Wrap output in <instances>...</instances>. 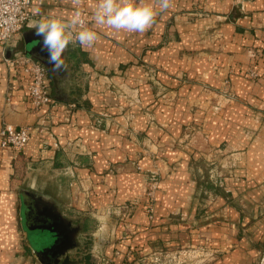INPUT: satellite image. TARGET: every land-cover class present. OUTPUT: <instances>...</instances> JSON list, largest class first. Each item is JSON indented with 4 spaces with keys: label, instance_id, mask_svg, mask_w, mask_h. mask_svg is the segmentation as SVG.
Segmentation results:
<instances>
[{
    "label": "crops",
    "instance_id": "0c3cea01",
    "mask_svg": "<svg viewBox=\"0 0 264 264\" xmlns=\"http://www.w3.org/2000/svg\"><path fill=\"white\" fill-rule=\"evenodd\" d=\"M97 2L82 0L88 27H93ZM75 10L72 0L31 4L32 21L68 18ZM94 30L99 40L92 47L70 44L60 72L52 71L43 38L28 25L8 46L0 45V131L6 125L30 131L22 150L0 147V264H45L39 257L41 246L23 223L24 193L41 196L78 224L77 244L65 253L79 264L96 260L92 252L80 251L85 236L93 244L90 251L101 245L103 264H138L146 255L164 261L190 244L222 253L206 264H264V114L259 111L264 103V0H171L170 8L143 33ZM26 36L36 38L33 53L27 51ZM260 47L261 78L252 82L245 77L248 51ZM18 52L46 66L54 105L40 110L32 106L26 75L8 62ZM140 60L162 70L159 85L173 92L175 102H156L159 87L143 78ZM181 73L190 81L185 88ZM227 74L236 100L212 114L207 101L221 104L225 99L206 92L205 86L219 92ZM130 87L140 88L144 107L152 106L155 126L140 111L130 128L119 115L120 95ZM189 123L206 125L213 143L241 153L237 178L219 181L180 147L170 149ZM73 138L91 152L80 156L79 164L64 147ZM148 140L163 146L157 163L176 170L163 180L153 223L143 207L130 223L121 222L112 209L140 195L145 175L132 163L150 165L152 159L142 156ZM209 190L219 196L212 207H206ZM73 251H80L78 258Z\"/></svg>",
    "mask_w": 264,
    "mask_h": 264
},
{
    "label": "rangeland",
    "instance_id": "374dc122",
    "mask_svg": "<svg viewBox=\"0 0 264 264\" xmlns=\"http://www.w3.org/2000/svg\"><path fill=\"white\" fill-rule=\"evenodd\" d=\"M248 55L250 64L246 70L245 77L249 81L256 82L261 78L258 64L263 61V47L250 49ZM139 66L142 69L143 78L151 84L159 87V90L156 93V102L166 105L175 102V96H172L173 92L170 93L168 89L159 85V75L162 70L157 66L144 62L143 60L139 61ZM216 72L217 77H219L221 73H219L217 69ZM179 76L183 80V88H185L190 81L187 80L186 74L181 73ZM204 90L208 93L216 94L217 97L218 95H222L225 99V102L221 104H215L212 98L207 101L206 109L212 114L221 113L226 104L236 100L233 82L229 74L222 79L219 92L216 93L206 86ZM120 98L123 100V104L118 106V112L119 115L126 120L125 122L128 124V128H130V125L136 121V111L143 113L149 126L156 125L152 106L148 108L144 107L139 87H130L127 90H123ZM195 108V105H191L192 111H194ZM259 111L262 115L264 114V103L259 107ZM72 140H74L75 144L85 146L80 139L73 138ZM80 146L77 148L80 149ZM177 147H180L186 155H189V157L195 159L197 162L204 163L206 167L210 169L213 178L219 179V181L223 180V182L224 179L226 180L227 178H237L235 170L239 162L242 160L240 157L241 153L226 145H217L213 143L212 131L206 125L195 123L187 124L181 135L173 139V145L170 149L176 150ZM162 149L163 146L158 141L148 140L142 144V156L151 158L152 162L148 167H145L138 162L132 163L135 171L145 175V182L141 189V193L137 198L113 207L112 210L115 213H119V215L116 216L120 218L121 222L128 223L135 210L139 207H143L148 221H150V223L154 222L156 217L157 197L162 190L163 180L166 175L172 174L176 170V167H170L168 165L163 166L162 164L157 163L156 160L159 159ZM64 174H66V172ZM218 201L219 196L214 191L209 190L206 196V207L217 205ZM85 237L86 244L82 246L83 248L81 247L82 250L80 251H82L83 255L84 253H87L88 255V253L90 254L92 252V255L96 259L93 264H103L104 258L103 253H101V245H98L96 249L90 251V244H93L90 242L89 236ZM199 237H201V235ZM204 250L205 249L202 245L190 244L189 246L181 247L179 250L173 252L170 259L165 258L163 261L160 257L153 259L146 255L139 259L138 264H206L222 254L218 251L208 252ZM79 252L73 251V257L78 258Z\"/></svg>",
    "mask_w": 264,
    "mask_h": 264
},
{
    "label": "clouds",
    "instance_id": "9594fccd",
    "mask_svg": "<svg viewBox=\"0 0 264 264\" xmlns=\"http://www.w3.org/2000/svg\"><path fill=\"white\" fill-rule=\"evenodd\" d=\"M75 11L68 17L43 16L29 23L35 35L42 37V50L48 52L52 71L64 70L63 54L70 44L92 47L99 36L95 28L107 27L116 33H143L150 29L160 12L171 6V0H98L93 27H86L82 0H72ZM39 14V9L34 10Z\"/></svg>",
    "mask_w": 264,
    "mask_h": 264
},
{
    "label": "built area",
    "instance_id": "2783aa9c",
    "mask_svg": "<svg viewBox=\"0 0 264 264\" xmlns=\"http://www.w3.org/2000/svg\"><path fill=\"white\" fill-rule=\"evenodd\" d=\"M32 0H0V45L8 46L22 33L24 28L32 21L34 14L31 11ZM200 14L199 17H202ZM85 26L88 27L86 19ZM8 62L24 73L27 77V96L35 109H47L55 104L52 96L51 80L47 68L39 61L29 57L24 52H18ZM30 140L28 128H16L12 125L4 126L0 131V147L22 150ZM75 144L69 139L65 143V150L79 164L82 155L91 156L85 147Z\"/></svg>",
    "mask_w": 264,
    "mask_h": 264
},
{
    "label": "flooded vegetation",
    "instance_id": "af4514ba",
    "mask_svg": "<svg viewBox=\"0 0 264 264\" xmlns=\"http://www.w3.org/2000/svg\"><path fill=\"white\" fill-rule=\"evenodd\" d=\"M23 223L33 236L48 234L57 240L55 250L43 253L39 250V257L45 264H63L62 257L55 256L62 251L76 245V238L80 233L77 225L66 220L62 215L50 205L45 204L44 199L39 195L23 194L21 205Z\"/></svg>",
    "mask_w": 264,
    "mask_h": 264
},
{
    "label": "water",
    "instance_id": "95a60500",
    "mask_svg": "<svg viewBox=\"0 0 264 264\" xmlns=\"http://www.w3.org/2000/svg\"><path fill=\"white\" fill-rule=\"evenodd\" d=\"M26 41H27L26 42L27 43V51L29 53H33L36 38L31 37V36H26ZM32 240L41 246L43 253L55 250V247H57V242H58L57 240H55L52 236H49L48 234H43L42 236L41 235L40 236H33L32 235ZM58 255L62 258L65 256V260H64L63 264H79V262L71 261L69 256H67V254L64 251H62L60 254H55V256H58Z\"/></svg>",
    "mask_w": 264,
    "mask_h": 264
}]
</instances>
